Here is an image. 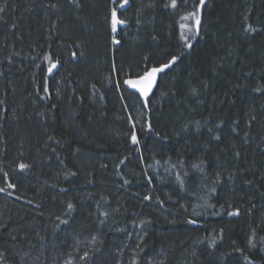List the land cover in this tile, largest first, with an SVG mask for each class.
Returning <instances> with one entry per match:
<instances>
[{
	"label": "trees",
	"instance_id": "obj_1",
	"mask_svg": "<svg viewBox=\"0 0 264 264\" xmlns=\"http://www.w3.org/2000/svg\"><path fill=\"white\" fill-rule=\"evenodd\" d=\"M123 1L0 0V264H264V0Z\"/></svg>",
	"mask_w": 264,
	"mask_h": 264
},
{
	"label": "snow or ice",
	"instance_id": "obj_2",
	"mask_svg": "<svg viewBox=\"0 0 264 264\" xmlns=\"http://www.w3.org/2000/svg\"><path fill=\"white\" fill-rule=\"evenodd\" d=\"M124 3H127V0H124ZM171 3H172V6L175 7L176 0H171ZM200 3L202 5L204 3V0H200ZM120 6L123 7L124 5L121 4ZM191 16L193 17V20H194V27H196V29L198 30L199 25L201 23L199 12L198 11L194 12L191 14ZM111 23H112L113 30L116 29L117 24L124 23V21L118 20L117 11L115 8H113L112 12H111ZM176 59H177V57L174 56V57H172V60L169 61V64L163 65L162 67H159V68L153 67L150 70L146 71L143 75L139 76L138 79H135V80L130 79V80L125 81V83L131 85L133 88H137L139 90V92L144 97H147L149 92L151 91V89L153 87V84L155 83L156 74L158 72L163 71L164 68L169 67V65L174 63L176 61ZM53 67H55V65H53ZM49 71H51V69H49ZM131 138H132L133 142H136L137 137H136V134L134 132H133ZM19 167L24 168V167H26V165L20 164ZM0 191H4V189H0ZM69 207L71 208V205H69ZM249 243H251V241H249ZM85 255H87V253H85Z\"/></svg>",
	"mask_w": 264,
	"mask_h": 264
},
{
	"label": "rangeland",
	"instance_id": "obj_3",
	"mask_svg": "<svg viewBox=\"0 0 264 264\" xmlns=\"http://www.w3.org/2000/svg\"><path fill=\"white\" fill-rule=\"evenodd\" d=\"M121 4L124 5L123 7H125V6L127 5V3H124V1H123V2H121L117 7H113V8H115L116 11H117V8H118V9H119V8H123V7L120 6ZM113 8H112V9H113ZM111 12H112V11H111ZM118 20H119V19H118ZM124 24H125V23L117 24L116 29L113 30V28H112V23H111V29H112L113 34H115V33L117 32L118 28L121 27V26H123ZM113 43H114V44H117V43H118V41H117L116 38H113Z\"/></svg>",
	"mask_w": 264,
	"mask_h": 264
},
{
	"label": "water",
	"instance_id": "obj_4",
	"mask_svg": "<svg viewBox=\"0 0 264 264\" xmlns=\"http://www.w3.org/2000/svg\"><path fill=\"white\" fill-rule=\"evenodd\" d=\"M163 65H161V66H159V67H162ZM159 67H156V68H159ZM150 70V69H149ZM157 75V74H156ZM141 76V75H140ZM139 78V76H135V77H129V78H126L125 80H124V85H125V87L127 88V89H130V90H133V91H139L137 88H133L131 85H129V84H127V83H125V81H127V80H135V79H138ZM156 78V77H155ZM154 85V84H153Z\"/></svg>",
	"mask_w": 264,
	"mask_h": 264
}]
</instances>
